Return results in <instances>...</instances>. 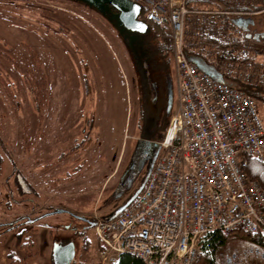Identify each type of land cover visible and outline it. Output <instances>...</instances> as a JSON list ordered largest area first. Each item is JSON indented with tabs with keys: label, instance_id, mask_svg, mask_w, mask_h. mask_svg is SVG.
Returning <instances> with one entry per match:
<instances>
[{
	"label": "built area",
	"instance_id": "obj_1",
	"mask_svg": "<svg viewBox=\"0 0 264 264\" xmlns=\"http://www.w3.org/2000/svg\"><path fill=\"white\" fill-rule=\"evenodd\" d=\"M128 1L139 3L148 21L170 28L180 102L145 188L119 215L94 216L101 263L117 264L129 254L142 264H197L214 232L264 238V187L247 173L250 158L264 162L257 100L189 59L204 55L205 35L227 39L228 22L220 17L262 13L264 0H222L228 9H189L186 0ZM227 65L216 67L223 73Z\"/></svg>",
	"mask_w": 264,
	"mask_h": 264
},
{
	"label": "flooded vegetation",
	"instance_id": "obj_2",
	"mask_svg": "<svg viewBox=\"0 0 264 264\" xmlns=\"http://www.w3.org/2000/svg\"><path fill=\"white\" fill-rule=\"evenodd\" d=\"M30 1L0 0V10L4 11L0 12L3 13V15L0 14V79L3 80H0V99L2 100L0 104V237H7L10 233L16 232L15 237L19 248L24 252L25 250L21 248V243L18 240V235L27 232V236L33 238L32 233L35 235L40 230L41 225L47 226V217L53 212H47L43 209L45 198L42 189L46 184L50 182L54 188L51 189L58 193L56 195L53 192V194H50L51 196H61L63 192V197H71L69 191L71 189L73 191L78 186L85 185V180L93 175L92 169L94 170L98 164L104 163L107 154L102 149L103 143L95 124L96 106L94 107L93 73L88 58L80 55L77 49H74L70 44H66V51L68 50V53L65 52V47L61 43L59 45L57 43L60 38L54 40L56 44L52 46L54 50L51 48L50 52H47L45 46L42 44L38 47L42 58L35 56L34 53L36 52L29 45L30 42L29 44L18 42L19 46H16V28L22 29V31H31L33 28L35 32L39 33L41 38L45 39H41L43 42L48 40L49 33L60 36L63 32L64 23L57 20L58 17L55 18L57 15L52 16L47 12L37 11L40 7L47 11L44 6H41L46 4L31 5L34 7L32 11L24 9L23 12H19L15 10L16 6H19L18 8L21 6L26 7L27 4H31ZM97 6H101L102 11L98 12V15L101 16L102 20L105 19L108 22L114 20L118 25L124 27L120 22L119 12L113 6L107 4ZM140 19L144 20L141 16ZM255 22L257 30L252 31L253 25H250L251 30L244 31V34L247 37V34L251 32L252 38L248 39L260 42L264 38H255L254 36L256 33H263L264 30L260 29L262 26L260 22L256 20ZM95 30L97 29L95 28ZM125 30L127 29L125 28ZM91 31L88 29L85 31V38L90 48L92 47V50H94L93 44L90 43L92 38ZM69 50H72L74 53L76 52L78 59ZM139 57L141 60L139 65L133 64L132 66H134L133 70L136 74L134 81L136 84L134 85L140 89L142 97L146 94L145 99L139 102V106L145 103L148 105L147 117L144 115L143 133L147 134L148 130L150 136H158L164 129H167L171 117L169 98L171 74L163 56L159 58L154 53H146L144 58L142 56ZM66 61L71 62V65H65ZM44 62L47 68L43 67ZM74 70L79 74L80 86L64 84L49 86L54 89L55 93L65 94L66 97H64L67 99L70 97L75 98L77 95L78 100L76 102L74 100L57 102L61 106L57 104L54 109H51L53 111L50 108L48 109L46 105L42 106L38 103V110L41 112L40 123L37 126V129L40 130L39 143L37 142V138L33 139V141L29 142L28 147L26 145L22 150V153L21 150L17 152L14 147L10 148L9 142L4 138L6 137L5 125H10L13 128L15 119L14 116H1V112L5 113L8 110L12 114L13 109H15L14 102L18 101L16 97L19 99L16 93L20 90L18 89L16 77L21 78L26 90H29V83L37 74L43 76L44 74H48L49 71V76L55 73L57 76L64 77ZM1 92L5 95L4 99ZM9 95L12 102L9 100ZM27 97L30 99L29 91H27ZM29 102L33 104L31 99ZM19 103H16L17 107H20ZM66 105H70L71 107L68 112L64 113ZM65 114L66 117L64 118L62 115ZM80 122L84 125L83 134L75 135L71 129L78 130ZM65 123L67 124L65 125ZM54 125L55 129H53ZM151 126L153 127L152 132H155L152 135ZM34 130L36 129L31 123L29 126L30 134L27 133V137L33 135ZM65 130H67V137L65 138L66 142L64 143L63 141V143L66 145V151H63L62 137ZM147 148V152L142 158V167L126 174L122 178L119 189L122 192L116 194V197L120 195L118 199L119 201L121 200L122 204L120 203L121 206H117L115 211L125 204L131 203L142 190L143 183L150 177L160 156L161 149L149 143ZM64 164H68L69 170L66 169V174L62 175ZM64 193L66 196H64ZM77 217L85 222V226L81 229L83 233L86 232L88 226L92 227L95 221L94 217L90 220L81 215ZM21 227L23 229L19 231ZM56 241V243L63 247V258L69 257L73 253L74 257L71 263L73 264L76 261V248H74V251L69 248L72 244L76 246L73 237L68 236V238ZM233 246L228 241L227 244L217 251L214 262L204 264H248L250 260L249 256L253 254L264 259V246L249 239L238 240L237 244ZM25 256L19 259L22 260ZM15 257L13 252L8 256L10 260L9 264H12Z\"/></svg>",
	"mask_w": 264,
	"mask_h": 264
},
{
	"label": "rangeland",
	"instance_id": "obj_3",
	"mask_svg": "<svg viewBox=\"0 0 264 264\" xmlns=\"http://www.w3.org/2000/svg\"><path fill=\"white\" fill-rule=\"evenodd\" d=\"M30 2L31 4H27L26 7L21 6L22 8H18L19 6H16L15 10L19 12H23L24 9L26 11H32L34 7L31 5L35 6L38 4H46L41 6H44L47 11L41 7L36 10L47 12L52 16L57 15L55 18L58 17L57 20L64 23L63 32L60 36L49 33L48 40L43 42L41 40L43 38H41L39 33L35 32L33 28L31 31H22V29L16 28V46H19L18 42H24L27 44L30 42L29 45H31L36 52L34 53L35 56L39 58L41 51L38 47L41 46V44L45 46L47 52H50L52 46H55L56 44L54 40L60 38V40L56 42L58 45L61 43V45L65 47V52L68 53V50L66 51V44H70L74 47V49H77V52L80 53V55L88 58L89 65L93 73L92 83L94 87V107H98V110L95 109V124L97 130L101 129V131H103L102 134L99 133V137L102 141L105 140L103 143L106 145V148L109 147V150L106 151L107 154L105 158L107 166L104 168L97 166L94 170L92 169L93 175L89 176L85 180V185L78 186L74 189V191L84 190L86 191L85 193L74 198L63 197L62 195L54 197L44 193L45 202L43 204V209L47 212H53L47 217V226L41 225L40 230L35 235L32 233L35 245L28 251V254H34V256L29 259V264H55L54 245L57 242L56 240H63L64 238H68V236L73 237L76 245V261L73 264H102L98 252V248L100 247L99 240L96 236L94 228L88 226L86 232L83 233L81 229L85 226V222L77 217L78 214H74L68 208L73 207L75 211L80 209L90 210L93 213L95 196L92 194L93 192L91 189L99 183V185H101L110 166L111 168L114 166L124 142L126 122L128 121L130 136H134L135 133L140 134V131L137 132L136 130V124L140 121L142 113L144 120L142 123H145V116L147 117L148 114V105L145 103L144 105L139 106V102L142 101V92L134 85L136 84V82H134L136 74L133 70L134 66L132 65H139L141 62L139 56L144 58L146 53H151L153 47L158 46V41L148 32L145 34L131 33L125 30V28L121 25H118V23L114 20H110V22L105 19L102 20L100 18L101 16L98 15V12L102 11L100 8L101 6H97L85 0H31ZM0 12L4 11L0 10ZM0 14L3 15V13ZM253 17L256 21L262 24L260 29L264 30V12L256 14ZM234 19L235 17L232 20ZM95 28L97 30H95ZM223 28L224 33L228 36L227 39H225L229 40L228 43L233 42L232 40L234 37L241 38L245 36L244 30L235 24L233 26L228 22V24H225ZM87 29L92 30L90 43L93 44L94 50H92V47L90 48L85 38V31H87ZM251 42L255 43L254 45L258 48H262L263 46V43L254 41ZM211 44L212 45H206V47L201 45V51L203 50L204 56L213 61L218 67H220V65L224 67L228 64V69H223V72L227 73V78L229 80L232 79L230 78V75L244 78L246 76H250L252 73V76H250L249 79L257 83L260 78L264 77V67L262 66V63L264 62V54H260L255 62L236 64L234 62L239 61H233L232 57H239V52L232 49L224 52L220 46L217 47L216 44ZM52 50L54 49L52 48ZM72 54L73 56H76V59H78L76 52H73ZM221 56H223V58ZM40 57L42 58V56ZM163 57L168 64L172 78V87L170 88L171 91L169 98L170 105L172 106L173 111H175L179 104V91L173 51L169 52L164 49ZM64 64L71 65V62L66 61ZM43 67H46L45 62L43 63ZM49 71L46 75L44 74L41 76L40 74H37L36 77H33L29 83V90H26L21 78L16 77L18 89L20 90L16 93V95L19 96V99L16 97L18 101L14 102L15 109H13L12 114L8 110L5 113L1 112V116L4 117L14 116V127L12 128L10 125H5L6 137L4 138L9 142L10 148L14 147L17 152L21 150L22 153V150L26 147V145L28 147L29 142L33 141L35 138H37L38 143L40 141V130L37 129V126L38 123H40L41 112L38 110V103L42 106L46 105L48 109L50 108L51 110L54 109L57 104L58 106H61V104L57 102L62 100H74V102L78 100L77 95L75 98L70 97L67 99L65 98V94L55 93L54 89H52L49 85L64 84L69 86H80L81 81L79 79V74L74 70L64 77L59 75L57 76L55 73H52V75L49 76ZM255 72H257V74ZM0 80L3 81L2 79ZM27 91H29V96L31 101H33V104L29 102L30 99L27 97ZM1 95L4 99L5 95H3L2 92ZM144 95L143 99L146 97V94ZM9 97L10 102H12L10 95ZM18 102H20V107L16 106V103ZM99 102H101V104ZM1 103L2 100L0 99V104ZM257 105L264 118V102L262 100H257ZM65 107L66 108H64L63 111L64 113L68 112L71 106L66 105ZM62 116L65 118L66 114ZM31 123L36 130L33 131V135L27 137ZM66 124L67 123H65V125ZM83 128L84 125L80 122L78 130H71L75 135H82L84 130ZM53 129H55V125ZM141 131H143V129ZM66 132L67 130L64 131L62 143L63 141L64 143L66 142ZM132 141V138L128 141V153L125 161H127L129 154L133 149V146L131 145ZM156 142L158 141L154 140L152 146H156ZM64 143L63 151H66V145ZM111 144L113 145L112 148H114L113 152L111 150ZM67 166L68 164H64V169L61 173L62 175L66 174V169L69 170ZM124 174H126V171L122 169L115 179L109 183L104 193V197L101 199L100 205L98 206L99 213H103L107 208H109L106 207V205L111 196H114L115 193L119 192L120 194L122 192L119 190V180L122 175L124 176ZM51 188L54 189L49 182L48 190ZM42 191L45 192V187ZM69 192H71V190ZM115 202H113V205L120 203L119 199ZM113 205H111L110 209ZM61 210H64L65 212L58 213V211ZM84 217L90 220L94 217V214L89 217ZM22 229L23 227H21L19 231ZM15 235L16 232L10 233L7 237H0V264H9L10 260L8 256H10L12 252L15 254L17 259L25 256L26 251L24 252L19 248ZM238 240H244V238L236 236L230 240V245L233 246L237 244ZM249 259L248 264H264V259L256 256L255 254L249 256Z\"/></svg>",
	"mask_w": 264,
	"mask_h": 264
},
{
	"label": "trees",
	"instance_id": "obj_4",
	"mask_svg": "<svg viewBox=\"0 0 264 264\" xmlns=\"http://www.w3.org/2000/svg\"><path fill=\"white\" fill-rule=\"evenodd\" d=\"M186 5L189 9H200V8H220V9H228L229 6L222 0H186ZM247 9V8H245ZM144 20L149 24L148 33L152 34L153 37L158 41V46L153 47L151 53H154L156 56H163V51L168 50L169 52L173 51V38L170 28L163 27L161 25L155 24L153 22L148 21L145 18V10L143 9L140 15ZM254 16V15H253ZM233 16L230 15H223L220 17L222 23L229 22V24L233 23ZM204 41H209L216 46H220L222 51L227 52L232 50H236L239 52V57H232L233 61L236 64H243V63H252L257 61V58L260 54H264V40L260 41L259 43H263L262 48H258L255 43H252L246 36L244 37H234L233 42L228 43L229 40H220L214 39L210 37V33L204 36ZM154 51V52H153ZM245 53V54H244ZM153 56V55H152ZM209 63L214 64L213 61L205 57L201 54ZM223 58V56H221ZM152 59V57H151ZM216 66V65H215ZM264 67V62L262 63ZM225 78H227V73L223 72ZM251 76V75H250ZM250 76H246L244 78L240 76H232L230 75L231 80H228L235 84V86L246 92L248 95L254 97L256 100H262L264 102V77L260 78L257 83L253 82ZM248 177L251 180L259 181L262 186L264 187V162L259 161L255 158L249 159V164L247 168ZM235 235V236H234ZM236 236L249 239L252 242H255L259 245L264 246V238L263 237H255L249 236L243 233L239 234H231V235H224L220 232H214L210 234L203 242V247L205 249L204 253L199 258L197 264H204L207 262H214L217 251L227 244L232 238ZM18 240L21 243V248L26 251V256L24 259L20 260L16 257L14 258L12 264H28V260L34 256V254H28V251L35 245L32 237L27 236V232L24 234L18 235ZM117 264H142V261L139 258H136L129 254H124L121 256L120 260Z\"/></svg>",
	"mask_w": 264,
	"mask_h": 264
},
{
	"label": "crops",
	"instance_id": "obj_5",
	"mask_svg": "<svg viewBox=\"0 0 264 264\" xmlns=\"http://www.w3.org/2000/svg\"><path fill=\"white\" fill-rule=\"evenodd\" d=\"M210 45H212L211 43H210ZM225 77V76H224ZM227 79V78H226ZM228 80V79H227ZM229 81V80H228ZM172 87V78H171V86H170V88ZM170 91H171V89H170ZM143 98V97H142ZM142 100H144V99H142ZM180 102V101H179ZM100 104H101V102H99ZM179 105V104H178ZM178 107V106H177ZM171 109H170V116H172V114H173V108H172V106L170 107ZM95 109H97L98 110V107H95ZM171 118V117H170ZM127 120H128V116H127ZM170 120V119H169ZM143 122V113H142V115L140 116V121H138V124H136L137 126H136V130H137V132H139L140 131V134L139 133H135V135L134 136H130V134H129V128H128V121L126 122V126H125V131H124V142H123V144H122V147H121V149H120V153H119V156H118V158L116 159V162H115V164H114V166L111 168V166H110V168H109V170L107 171V174H106V176H105V179H104V181L101 183V185H96L94 188H92L91 189V191L93 192L92 194L95 196L94 197V205H93V213H92V211H90V210H82V209H80V210H74V208L73 207H69L68 209L70 210V211H72L74 214H78V215H81V216H87V217H89L90 215L92 216V214H94V216H95V214H97L98 216H100L101 218H110V217H114V216H116L117 215V211H115V208L117 207V206H121V200L119 201L120 203H118V204H116V205H113V202H115V201H117V199L119 198V196L120 195H118V197H116V194H118V193H115L114 194V196H111L110 198H109V200H108V202H107V205H106V207H109V208H107L106 210H105V212H103V213H99V211H98V209H99V205H100V202H101V199L104 197V193H105V191H106V189H107V187H108V185H109V183H111L114 179H115V177L121 172V170L123 169L124 171H126V174H128V173H131V172H133V171H135V170H137V169H139V168H141L142 167V165H143V162H142V158H143V156H144V154L147 152V146H148V143L150 144V145H152V143H153V141L154 140H156V141H158V142H156V146L157 147H159L160 149H161V152H163L162 150V147H161V145H160V142L163 140V138H164V135H165V131H166V129H164V131L163 132H161L160 134H158V136H154V135H152V130H153V127L151 128V135L152 136H150L149 134H148V130H147V134H145V133H143L144 132V130L143 131H141L142 129H144V123H142ZM153 125V124H152ZM102 132L103 131H101V129L99 130V133H101L102 134ZM146 132V131H145ZM142 133V134H141ZM153 134H155V132L153 133ZM130 138H132L133 139V141H132V146H133V149L131 150V152H130V154H129V158L127 159V161H125V158H126V155H127V151H128V146H129V144H128V141H129V139ZM128 140V141H127ZM102 141V140H101ZM103 142H105V140L104 141H102V143ZM112 144H111V150H112V152H113V150H114V148H112ZM102 149L104 150V152L105 151H108L109 150V147L108 148H106V145L103 143L102 144ZM160 155H161V153H160ZM114 156V155H113ZM114 158H115V156H114ZM103 164V165H102ZM101 165L100 164H98L97 166H100L101 168H104L105 166H107V163H102ZM96 166V167H97ZM126 174H124V176L126 175ZM123 175H122V177H120V180H119V182H120V184H121V180H122V178L124 177ZM149 179V178H148ZM147 182H148V180H146L143 184V188H142V190L145 188V186H146V184H147ZM64 187V186H63ZM62 187V189L64 190V188ZM90 189V188H89ZM119 189H120V185H119ZM141 190V191H142ZM62 191V190H61ZM88 191V190H87ZM119 191V190H118ZM121 191V190H120ZM140 191V192H141ZM53 192L57 195L58 193L56 192V191H53L52 189H49L48 190V183L46 184V186H45V192H43V193H45V194H47V195H50L51 193L53 194ZM86 191H74V189H73V191H72V189H71V192L69 193L70 194V196L71 197H69V198H74V197H76V196H80V194H83V193H85ZM50 193V194H49ZM65 194V193H64ZM62 195H63V192H62ZM64 196H66V194L64 195ZM116 203V202H115ZM129 204V203H128ZM111 205H113V207L110 209V207H111ZM126 205V204H125ZM98 211V212H97Z\"/></svg>",
	"mask_w": 264,
	"mask_h": 264
},
{
	"label": "water",
	"instance_id": "obj_6",
	"mask_svg": "<svg viewBox=\"0 0 264 264\" xmlns=\"http://www.w3.org/2000/svg\"><path fill=\"white\" fill-rule=\"evenodd\" d=\"M89 3L95 5H111L119 12V19L123 26L131 32L145 34L148 32L149 24L140 19L142 12V6L139 3H132L128 0H85ZM233 23L237 25L244 31H250V25H253L252 31H256L257 27L255 26V19L250 17H237L233 20ZM255 38H264L263 33H256ZM247 38H252V33L247 34ZM190 61L197 65V67L204 73L212 76L214 79L224 82V74L214 65L209 63L202 56H190ZM130 204V203H129ZM129 204H126L117 210V215H119ZM64 212V210L58 211V213ZM116 215V216H117ZM94 225V224H93ZM69 248L74 251L75 246L72 244ZM63 247L55 243L54 245V263L55 264H71L73 261V253L68 257H62Z\"/></svg>",
	"mask_w": 264,
	"mask_h": 264
}]
</instances>
